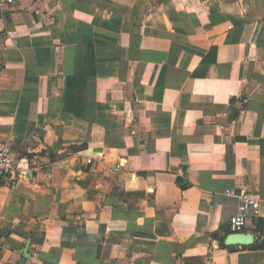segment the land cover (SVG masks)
<instances>
[{
    "label": "crops",
    "instance_id": "1",
    "mask_svg": "<svg viewBox=\"0 0 264 264\" xmlns=\"http://www.w3.org/2000/svg\"><path fill=\"white\" fill-rule=\"evenodd\" d=\"M3 143L0 264H264V0H0Z\"/></svg>",
    "mask_w": 264,
    "mask_h": 264
},
{
    "label": "built area",
    "instance_id": "2",
    "mask_svg": "<svg viewBox=\"0 0 264 264\" xmlns=\"http://www.w3.org/2000/svg\"><path fill=\"white\" fill-rule=\"evenodd\" d=\"M30 168L31 162L27 155L14 154L6 143L0 144V179L8 177L12 182H15ZM237 197V210L228 219L230 232L245 230L247 220L258 214L259 201L264 198V195H258L246 184H243Z\"/></svg>",
    "mask_w": 264,
    "mask_h": 264
},
{
    "label": "water",
    "instance_id": "3",
    "mask_svg": "<svg viewBox=\"0 0 264 264\" xmlns=\"http://www.w3.org/2000/svg\"><path fill=\"white\" fill-rule=\"evenodd\" d=\"M253 242V234L247 231L229 232L224 237V243L226 245H243L251 244ZM27 244L25 245L26 250ZM26 255V254H24Z\"/></svg>",
    "mask_w": 264,
    "mask_h": 264
},
{
    "label": "trees",
    "instance_id": "4",
    "mask_svg": "<svg viewBox=\"0 0 264 264\" xmlns=\"http://www.w3.org/2000/svg\"><path fill=\"white\" fill-rule=\"evenodd\" d=\"M221 244H223V239H221ZM261 246H264V244H261Z\"/></svg>",
    "mask_w": 264,
    "mask_h": 264
}]
</instances>
